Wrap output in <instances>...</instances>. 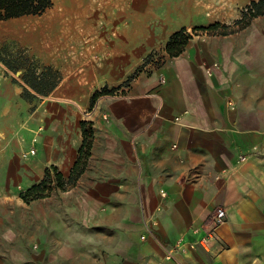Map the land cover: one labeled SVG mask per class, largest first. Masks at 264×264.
<instances>
[{"label": "crops", "instance_id": "1", "mask_svg": "<svg viewBox=\"0 0 264 264\" xmlns=\"http://www.w3.org/2000/svg\"><path fill=\"white\" fill-rule=\"evenodd\" d=\"M55 1L75 12L0 34L38 39L35 55L62 74L21 130L19 113L0 111V264H264V16L200 33L178 57L164 50L178 31L232 25L258 0ZM13 87L0 80V100H18ZM104 88L121 95L96 101L83 174L25 202L51 167L70 178L83 110ZM218 209L217 241L168 257L205 238Z\"/></svg>", "mask_w": 264, "mask_h": 264}, {"label": "trees", "instance_id": "2", "mask_svg": "<svg viewBox=\"0 0 264 264\" xmlns=\"http://www.w3.org/2000/svg\"><path fill=\"white\" fill-rule=\"evenodd\" d=\"M52 6V0H0V20L5 21L25 16H40ZM259 16H264V0L254 1L250 6L245 8L242 13V18L232 25L215 23L209 27L194 28L191 32L184 28L170 38L164 50L170 57H178L184 52L194 36L203 32H208L210 34H228L234 30V27H238L239 29L246 28L254 18ZM157 54L158 52L150 55L147 59V63H149ZM0 60L2 59L0 58ZM12 70L15 71L16 69L12 68ZM29 77L30 76L24 77L28 86L37 92L38 95H47L61 81L62 74L59 71L54 70L52 67L45 66L42 74L39 77H37L36 74L35 77L42 83L34 82ZM130 80L128 82H130ZM119 89L120 88L109 90L108 88H104L103 90L96 92L92 99V106L95 105L97 99L101 96L115 94ZM82 128L84 142L80 149L79 160L73 167L70 178L66 179L57 167H51L47 170L46 177L41 183L32 186L27 192L22 194V198L25 202L30 203L48 197L55 189L67 191L76 184L77 179L85 170L86 160L90 155L94 137L92 122H82Z\"/></svg>", "mask_w": 264, "mask_h": 264}, {"label": "rangeland", "instance_id": "3", "mask_svg": "<svg viewBox=\"0 0 264 264\" xmlns=\"http://www.w3.org/2000/svg\"><path fill=\"white\" fill-rule=\"evenodd\" d=\"M52 1H53V6L50 9H48L43 15L25 16V17L15 18L5 21L0 20V34L6 36L9 34L12 28L14 30H17L15 28L16 27L18 28L20 26L19 25L16 26L15 24H12L14 22L30 20L33 21L32 23H30L31 25H36V23L42 24L41 22L46 21L45 19L46 17L48 18L52 15L53 17L54 16L60 17L61 15L65 14V12H67L69 15L71 13L70 11H72V13L75 12L76 6L74 7L73 3L71 2L58 1L57 2L58 5L56 6V1L55 0ZM50 22H52V20L47 21V24L45 25H50ZM10 24H12V27ZM44 26L43 27L39 26L36 30L33 31L22 30L24 33L22 35L26 37L33 35L34 37H36L39 31L44 30ZM18 31L22 32L21 30ZM38 41H39L38 39H35L27 46L26 45L23 46L16 41L0 43V58L3 60V61L0 60V80L2 81L7 80V82H9L11 86H14L13 88L17 91V96H18L17 98H19L18 100H12L8 102H3L2 100H0V111L2 110L5 113H8L11 110H13L17 112V114L19 113L20 119L18 120V123L16 124L15 127L18 130L22 129V126L26 122V118H28L35 111H38L39 107L42 104V100L36 96V94L38 93L35 92L30 86H28L26 80L24 79V77L30 76L29 78L32 81L42 83L35 78L36 74L37 77H39L42 74L43 70L45 69V65L43 64V62L34 53L36 47H40ZM155 57L158 58L157 62L162 61V57L160 56L159 52ZM11 67L16 70L15 71L12 70ZM5 88H7V86ZM117 95H121V94L118 93ZM95 105L92 106L93 108L89 107L83 110V116L85 117L84 121L90 122L89 117L97 109L94 108ZM39 130H43V128H40ZM25 153L26 152L22 153L23 158H27L24 157Z\"/></svg>", "mask_w": 264, "mask_h": 264}, {"label": "built area", "instance_id": "4", "mask_svg": "<svg viewBox=\"0 0 264 264\" xmlns=\"http://www.w3.org/2000/svg\"><path fill=\"white\" fill-rule=\"evenodd\" d=\"M37 138L34 140V142H37ZM36 149L33 148L31 149L28 153L24 154V157H28L29 155H35L36 154ZM246 157H241L240 161H245ZM163 196H166V194L163 193ZM226 219V211L223 209H218L213 216V223L210 226L209 230L207 231V235L205 238H203L200 241L186 244L184 240H180L177 242L175 245L174 251H169L168 257L173 258L174 257V252H183L188 248L195 249L199 244L204 246L205 248H208L213 242L218 240V233L217 230L218 228L224 223Z\"/></svg>", "mask_w": 264, "mask_h": 264}, {"label": "bare ground", "instance_id": "5", "mask_svg": "<svg viewBox=\"0 0 264 264\" xmlns=\"http://www.w3.org/2000/svg\"><path fill=\"white\" fill-rule=\"evenodd\" d=\"M33 21H30V20H24V21H18V22H14L12 24H15L16 26L19 25L20 27H18L19 29H24V28H27V27H31L30 23H32ZM33 26V25H32Z\"/></svg>", "mask_w": 264, "mask_h": 264}]
</instances>
